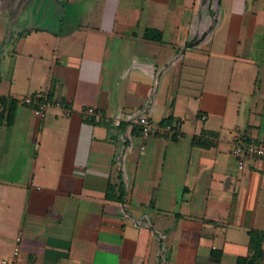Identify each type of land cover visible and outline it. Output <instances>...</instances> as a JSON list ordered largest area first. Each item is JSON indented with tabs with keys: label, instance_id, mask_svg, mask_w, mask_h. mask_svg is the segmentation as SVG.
<instances>
[{
	"label": "crops",
	"instance_id": "1",
	"mask_svg": "<svg viewBox=\"0 0 264 264\" xmlns=\"http://www.w3.org/2000/svg\"><path fill=\"white\" fill-rule=\"evenodd\" d=\"M0 30V97L16 100L0 124V264L249 255L264 159L239 169L231 149L264 140V0H0ZM34 93L50 95L43 115L21 102ZM86 106L178 130L142 138Z\"/></svg>",
	"mask_w": 264,
	"mask_h": 264
},
{
	"label": "built area",
	"instance_id": "2",
	"mask_svg": "<svg viewBox=\"0 0 264 264\" xmlns=\"http://www.w3.org/2000/svg\"><path fill=\"white\" fill-rule=\"evenodd\" d=\"M41 93H35L34 95H28L24 97L21 102L32 107L34 112L37 115H43L44 110L50 104L48 101L38 102L37 97ZM65 108L67 114L70 112L68 103L61 104ZM81 113L86 117L91 119L93 122L100 123L105 122L113 127L124 128L129 134L132 132L133 128L139 130V133L142 138H147L152 133L158 135H164L166 132L176 131L178 128L175 125H154L147 115L146 111L138 110L127 115L126 117H116V118H107L102 112L95 108L94 106H86L81 110ZM205 116H202L204 119ZM232 155L236 158L237 166L239 169H242L247 161L251 158L256 159L257 161H262L264 159V140L255 141V140H244L241 138H235L234 144L231 149ZM18 254V246L14 247L13 255ZM4 264L5 261L3 260Z\"/></svg>",
	"mask_w": 264,
	"mask_h": 264
},
{
	"label": "trees",
	"instance_id": "3",
	"mask_svg": "<svg viewBox=\"0 0 264 264\" xmlns=\"http://www.w3.org/2000/svg\"><path fill=\"white\" fill-rule=\"evenodd\" d=\"M143 36L146 39L159 40L160 34L158 31L156 32L153 29H146L144 31ZM34 94H31V95H34ZM45 100L48 102H51V98H50L49 94L41 93L40 96L37 97L38 102H42ZM15 104H16V100H14L12 98L4 97V96L0 97V106L2 108L1 113H0V124H2L3 121H5V123L8 125L12 122ZM61 104H66V102L63 101V102H61ZM167 124L172 125V120L170 118L162 120L161 123L159 124V126L167 125ZM134 129H136V128L134 127L133 130ZM136 130L139 132L138 129H136ZM122 195H123V190L121 189L120 196H122ZM249 237H250L249 245H250V249H251L249 255L238 257L236 259L235 264H258L261 257H263L264 251L261 247V243L264 239V231L252 230L249 232Z\"/></svg>",
	"mask_w": 264,
	"mask_h": 264
},
{
	"label": "rangeland",
	"instance_id": "4",
	"mask_svg": "<svg viewBox=\"0 0 264 264\" xmlns=\"http://www.w3.org/2000/svg\"><path fill=\"white\" fill-rule=\"evenodd\" d=\"M3 36V33L1 32V30H0V38ZM7 36V35H6ZM1 40H2V38L0 39V57H1V53H2V50L3 49H5V43H2L1 42ZM2 70H3V68L2 67H0V74L2 73Z\"/></svg>",
	"mask_w": 264,
	"mask_h": 264
}]
</instances>
